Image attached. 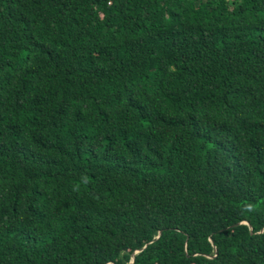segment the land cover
I'll list each match as a JSON object with an SVG mask.
<instances>
[{
  "label": "trees",
  "instance_id": "obj_1",
  "mask_svg": "<svg viewBox=\"0 0 264 264\" xmlns=\"http://www.w3.org/2000/svg\"><path fill=\"white\" fill-rule=\"evenodd\" d=\"M134 252L264 264V0H0V264Z\"/></svg>",
  "mask_w": 264,
  "mask_h": 264
},
{
  "label": "water",
  "instance_id": "obj_2",
  "mask_svg": "<svg viewBox=\"0 0 264 264\" xmlns=\"http://www.w3.org/2000/svg\"><path fill=\"white\" fill-rule=\"evenodd\" d=\"M238 224H240V223H238ZM242 224H245L244 222L242 223ZM159 234V233H158ZM158 234L154 237V239L153 240H155L157 237H158ZM145 247V245L141 248V249H143ZM140 249V250H141ZM140 250H138V251H140ZM137 251V252H138ZM136 252H134L132 255H131V259H130V261L127 263V264H132V262H133V255L135 254Z\"/></svg>",
  "mask_w": 264,
  "mask_h": 264
}]
</instances>
